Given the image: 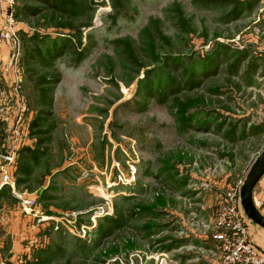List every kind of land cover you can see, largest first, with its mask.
Segmentation results:
<instances>
[{
    "label": "rangeland",
    "instance_id": "rangeland-1",
    "mask_svg": "<svg viewBox=\"0 0 264 264\" xmlns=\"http://www.w3.org/2000/svg\"><path fill=\"white\" fill-rule=\"evenodd\" d=\"M4 44L0 260L224 264L218 215L264 149V0L0 2Z\"/></svg>",
    "mask_w": 264,
    "mask_h": 264
},
{
    "label": "built area",
    "instance_id": "built-area-1",
    "mask_svg": "<svg viewBox=\"0 0 264 264\" xmlns=\"http://www.w3.org/2000/svg\"><path fill=\"white\" fill-rule=\"evenodd\" d=\"M0 2L6 4L10 12L13 13L17 0H0ZM10 36L13 37L14 33L11 32L9 34L7 32L3 35V38L9 39ZM5 161L3 182H8V169L14 163V156L6 157ZM18 199L25 212L31 213L35 210L37 206L35 199L25 197H18ZM74 218L75 214L67 213L58 221L64 224L69 232L75 234L78 230L72 221ZM51 220L54 219L51 218ZM245 233L246 231L242 228L235 209H232L230 213H220L218 215L216 230L212 233V238L221 244L224 264H264V254H261L253 245L245 240Z\"/></svg>",
    "mask_w": 264,
    "mask_h": 264
},
{
    "label": "water",
    "instance_id": "water-1",
    "mask_svg": "<svg viewBox=\"0 0 264 264\" xmlns=\"http://www.w3.org/2000/svg\"><path fill=\"white\" fill-rule=\"evenodd\" d=\"M264 178V149L253 161L248 173L239 188L237 198L238 214L246 228L247 242L259 248L250 237V226L264 231V215L257 207L254 194L259 183ZM263 253L264 250L260 249Z\"/></svg>",
    "mask_w": 264,
    "mask_h": 264
},
{
    "label": "crops",
    "instance_id": "crops-1",
    "mask_svg": "<svg viewBox=\"0 0 264 264\" xmlns=\"http://www.w3.org/2000/svg\"><path fill=\"white\" fill-rule=\"evenodd\" d=\"M10 54H11V51L6 44L0 46V72L4 70L5 66H7L5 63L9 59ZM0 78H1V76H0ZM6 78L7 77L5 76V79ZM9 79L11 81L10 76L7 79V82L10 83ZM1 102H0V104H1ZM3 102H4L3 107L0 108V121H4L5 119H8L9 120L8 121V127H9L12 124L11 121L16 117L17 110L14 112L13 108L10 107L11 106L9 103L10 99H5V100H3ZM14 113H15V115H14ZM0 123H2V122H0ZM2 163L5 164L4 162H2ZM254 200H255L257 207L259 208V210L264 215V178L259 183V185L255 191ZM42 209H44V210L47 209V211H45V212L49 211V207L44 208L42 206ZM15 214L17 215V213H15ZM19 219L20 218H17L18 222H19ZM31 220H34V219H32V216H25V220H23L22 222H23V224H26V223H30ZM249 228H250L251 239L258 245V247H260V249L264 250V231H262L258 228L252 227V226H250ZM13 232H15V230ZM16 236H18V235H16ZM20 250L21 249H20L19 242L16 243L13 241L12 246H11V250H9V255H8L10 257L9 258L4 257V259L2 258L0 260L1 261L0 264H7L6 262L11 263V264H15L17 262V257H19L18 254H19Z\"/></svg>",
    "mask_w": 264,
    "mask_h": 264
}]
</instances>
